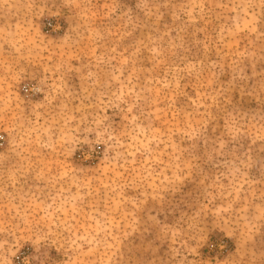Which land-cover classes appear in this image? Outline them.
<instances>
[{
	"label": "rangeland",
	"instance_id": "obj_1",
	"mask_svg": "<svg viewBox=\"0 0 264 264\" xmlns=\"http://www.w3.org/2000/svg\"><path fill=\"white\" fill-rule=\"evenodd\" d=\"M0 264H264V0H0Z\"/></svg>",
	"mask_w": 264,
	"mask_h": 264
}]
</instances>
